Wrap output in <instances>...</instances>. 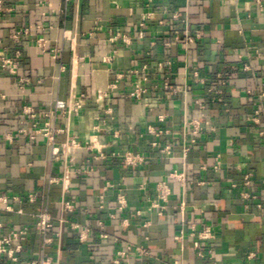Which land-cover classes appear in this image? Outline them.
<instances>
[{
    "label": "crops",
    "instance_id": "obj_1",
    "mask_svg": "<svg viewBox=\"0 0 264 264\" xmlns=\"http://www.w3.org/2000/svg\"><path fill=\"white\" fill-rule=\"evenodd\" d=\"M158 9L178 10L179 19L157 13L141 37L142 13ZM25 28L30 35L15 40ZM187 28L202 37L185 47ZM117 32L131 36L132 43L113 41ZM39 36L46 48L39 46ZM16 50L19 71L12 74L1 62ZM162 60L172 66L159 68ZM195 68L207 84L195 82ZM118 73H124L120 81ZM138 85L149 90L144 99L131 97ZM209 86L220 90L222 102ZM0 94V195L13 207L0 209V235L11 227L29 228L20 260L0 255V264H27L47 255L53 264H117V252L127 246L129 256L119 264H264V0H3ZM58 99L83 106L46 115ZM198 100L207 108L199 110ZM26 104L37 109L39 126L64 130L52 133L55 145L80 140L68 178L64 152L54 159L48 136L31 139L21 131L35 130L33 120L20 116ZM194 117L203 129L183 157L190 137L185 122ZM151 128L169 132L155 134ZM154 142L172 143V155ZM127 151L146 159L130 166L114 155ZM174 171L184 172L185 181L171 177ZM248 173L250 184L244 180ZM51 175L60 181L51 184ZM162 180L172 196L160 216L152 202ZM107 183L113 186L104 193ZM35 189L37 200L30 203ZM119 193L128 199L123 210ZM64 197L74 204L73 212L62 210ZM42 210L65 219L61 229L57 223L49 232L61 230L60 239L45 242L38 233L32 214ZM73 223L80 228L72 229ZM206 226L213 236L201 241L196 232ZM81 228L88 232L84 241ZM137 246L150 255L138 254Z\"/></svg>",
    "mask_w": 264,
    "mask_h": 264
},
{
    "label": "built area",
    "instance_id": "obj_2",
    "mask_svg": "<svg viewBox=\"0 0 264 264\" xmlns=\"http://www.w3.org/2000/svg\"><path fill=\"white\" fill-rule=\"evenodd\" d=\"M256 3L261 4L262 0H254ZM3 8V0H0V10ZM169 14L173 19H179V11L178 10H173V9H158L157 11H145L141 15V19L139 21V26H140V36H144V31L145 27L147 25V21L154 17L155 14ZM165 18L163 17L160 19V23H164ZM31 30L30 28H25L24 30H18L14 35V39L19 41L23 36H28L30 35ZM202 37L201 32H196L195 34L190 33V31L186 30L185 38H184V46L188 47L189 45L193 44L196 42L197 39ZM113 41L116 40H121L124 44L129 45L132 43V38L129 35L126 34H121V32H117L116 35L113 36L112 38ZM39 46L42 48H46V39L44 36H39L37 38ZM166 46H170V42H165ZM21 57V51L16 50L15 51V56L14 57H3L1 65L3 68L7 69L10 73L16 74L18 73V67L19 63L18 60ZM107 59V58H106ZM172 66V61L171 60H162L158 63V67L161 69L164 68H170ZM251 67L249 65H245V69L249 70ZM192 76L194 77L195 82L197 83H202V84H207L205 78L200 74V71L198 69H193L192 70ZM124 76V73H118L117 74V81H120V79ZM218 78L224 77L222 73L217 74ZM164 88H170V84L168 80H166L164 83ZM23 87V85H21ZM112 88L117 87V83H113ZM207 91L209 93H213L215 95L214 100L218 102L223 101V97L220 95V90H215L212 87H208ZM149 94V90L147 87L138 85L136 86L133 91L131 92V97L135 99H144L145 96ZM81 96H84V94H81ZM0 97H2V94H0ZM103 94H98V98H103ZM83 106V103L81 101H77L74 103V111L78 112ZM71 104L68 101L58 99L55 102V108L53 111H51L49 114L46 113V115H51L54 114L55 112H70L72 109ZM207 108V104L202 101L198 100V109L199 110H204ZM108 112H112V110L109 108ZM256 114H259V111H256ZM22 118H28L30 120H33V127L35 128L34 132H29L26 128L21 129V131L28 135L31 139H35L37 135H46L50 138L51 143L53 144L52 147V154L54 159H59L61 155L64 154L66 155V175L64 179L68 178V174L72 171L71 166L72 162H74L75 156L74 153L77 149L82 147V144L80 140L76 137L67 139L63 145V147H58L55 145V140L52 137V133H63L64 130L61 128L57 129H52L49 125V123H46L44 126H39L38 125V111L37 109L29 104H26L23 107L22 113L20 115ZM160 121L165 120V115L164 114H159L158 116ZM186 124L190 125V130H189V142L186 140L183 143V157H186L188 154L191 146L197 143L198 137L200 135V132L203 129L202 126V121L200 117H194L191 118L190 120H187L185 122ZM206 123H208L206 121ZM214 129V128H212ZM150 132L155 133V134H163V133H168L169 130H156L155 128H151ZM264 133V131L262 132ZM12 139V137H10ZM96 139H94V142ZM99 145V144H98ZM154 147H159L161 148V151L166 154V155H172L173 150H174V145L172 143H168L166 145H160L159 142H154L153 143ZM93 146V145H92ZM101 147V145H99ZM92 148V147H91ZM114 155H117L123 159V161L130 166H139L143 164L145 161V156L142 155L141 153L138 152H131L127 151L121 154L120 152L115 153ZM99 157L104 158L106 157L103 153L99 155ZM217 168V166H215ZM171 177H174L180 181H185L186 176L184 172H179V171H174L170 173ZM251 173H248L244 176V180L246 184H250L251 182ZM60 181L59 176L51 175L49 176V182L52 184H56ZM199 184H204V182H199ZM113 186L112 183H107L103 187V192L105 193L109 187ZM104 193L101 194V197H104ZM172 196V188L168 181L162 180L158 182L157 187H156V197L157 200L152 202V206L157 210L158 214L160 216H163L165 214L166 209L168 208V205L170 203V199ZM38 197V190H33L31 193L28 194L27 200L30 203H33L37 200ZM13 199L21 201V198L18 196H13ZM118 200V207L120 210H123L127 205H128V199L123 193H119L117 196ZM74 204L70 201L67 200L65 197L61 201V208L63 211L66 212H73L74 210ZM0 209H5L8 211H12L13 207L10 204V199L6 195H0ZM20 212H23L22 209H20ZM140 213V212H139ZM32 216L35 219L36 223V229L38 233L41 235L42 239L45 242H51L55 238H61L62 236V231L60 230L55 234V236L49 235V232L53 230L55 225L58 223L60 225V229L64 226L65 219L64 218H59L58 221L48 212V210H42L39 212H35L32 214ZM1 225V224H0ZM100 227L101 229L104 228V223L100 222ZM72 229H79L80 225L77 223L71 224ZM196 235L201 241H206L210 238H212V230L210 227L206 226L204 229L196 232ZM29 236V228L24 226L20 228H15L11 227L9 228L6 232L0 235V255H5L10 261L12 262H18L20 260L21 254L24 251V243L27 241ZM101 236L103 237H108V235L105 232H101ZM88 238V232L87 230L81 228L80 230V241H84ZM132 246H127L125 249H121L117 252V258L115 259V263L119 264L120 259L122 257H127L129 256V253L131 251ZM136 251L140 255H150V251L145 248L144 246H137ZM201 256H204V253L202 251L199 252ZM54 260L53 257L50 255L47 256H42L41 258H34L30 261L27 262V264H53ZM142 264H149L147 262H144Z\"/></svg>",
    "mask_w": 264,
    "mask_h": 264
}]
</instances>
